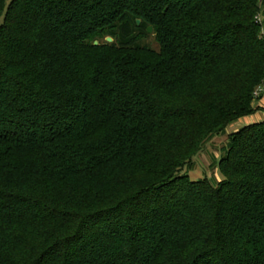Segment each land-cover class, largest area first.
Returning a JSON list of instances; mask_svg holds the SVG:
<instances>
[{
    "label": "trees",
    "instance_id": "obj_1",
    "mask_svg": "<svg viewBox=\"0 0 264 264\" xmlns=\"http://www.w3.org/2000/svg\"><path fill=\"white\" fill-rule=\"evenodd\" d=\"M259 15L0 0V264H264V120L228 136L216 184L183 171L257 111Z\"/></svg>",
    "mask_w": 264,
    "mask_h": 264
},
{
    "label": "rangeland",
    "instance_id": "obj_2",
    "mask_svg": "<svg viewBox=\"0 0 264 264\" xmlns=\"http://www.w3.org/2000/svg\"><path fill=\"white\" fill-rule=\"evenodd\" d=\"M258 20H260V22L262 21V15L258 16ZM262 33L264 35V23L262 25ZM142 43L153 49L157 48L151 34H149V37L144 39ZM261 88V85L255 88L254 92L258 91L259 96L253 98L252 101L253 108H257L255 113L261 118L260 121L264 120V108L257 107L256 105L262 92ZM237 122L235 121L229 124L222 132L209 138L203 143L201 151L191 159L189 166L183 169V171L189 176L190 180L197 181L206 178L211 184H216L222 179V174L219 169L220 156L222 157L223 155L222 152L228 142V136L244 126V124L239 125Z\"/></svg>",
    "mask_w": 264,
    "mask_h": 264
},
{
    "label": "crops",
    "instance_id": "obj_3",
    "mask_svg": "<svg viewBox=\"0 0 264 264\" xmlns=\"http://www.w3.org/2000/svg\"><path fill=\"white\" fill-rule=\"evenodd\" d=\"M264 23V16H262V21H261V25H263ZM262 28V27H261ZM261 89H262V92L260 94V97L257 101V107H260V108H264V80H263V83L261 84ZM261 120V118L259 116H257V114H253V115H250V116H246L244 118H241L239 120H237L236 122L241 125V124H244V125H247V124H252V123H257ZM238 130V129H237Z\"/></svg>",
    "mask_w": 264,
    "mask_h": 264
},
{
    "label": "water",
    "instance_id": "obj_4",
    "mask_svg": "<svg viewBox=\"0 0 264 264\" xmlns=\"http://www.w3.org/2000/svg\"><path fill=\"white\" fill-rule=\"evenodd\" d=\"M136 24L139 25V24H140V21L137 20V21H136ZM146 32H147L148 34H151V32H152V28H151V27H147ZM105 41H106L107 43H111V42H112V39H111L110 37H107V38H105ZM96 44H97V42H94V45H96Z\"/></svg>",
    "mask_w": 264,
    "mask_h": 264
},
{
    "label": "built area",
    "instance_id": "obj_5",
    "mask_svg": "<svg viewBox=\"0 0 264 264\" xmlns=\"http://www.w3.org/2000/svg\"><path fill=\"white\" fill-rule=\"evenodd\" d=\"M259 2H263L264 0H258ZM259 96L258 91L253 92V98H257Z\"/></svg>",
    "mask_w": 264,
    "mask_h": 264
}]
</instances>
